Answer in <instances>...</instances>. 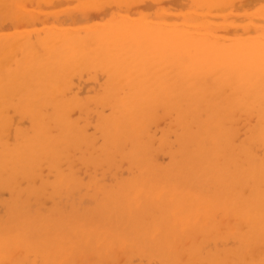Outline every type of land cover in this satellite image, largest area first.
<instances>
[{
    "label": "bare ground",
    "instance_id": "6f19581e",
    "mask_svg": "<svg viewBox=\"0 0 264 264\" xmlns=\"http://www.w3.org/2000/svg\"><path fill=\"white\" fill-rule=\"evenodd\" d=\"M2 1L5 0L0 1V14L6 13L4 8L8 7L4 4L7 1ZM77 1L83 5L82 0ZM77 1L73 3L76 7ZM94 1L99 4L96 8L111 10L110 0ZM134 1L111 0L120 9ZM183 1L173 0V6L168 0L166 3L171 5L167 10L175 9V4L183 6ZM189 1L194 10L188 8L193 12L188 16L191 24L182 22L186 27L170 21L166 25L154 24L155 20L149 19L152 16L145 18L142 13L139 21L138 14L132 16L134 22L121 11H117L122 14L118 20L114 13L110 22L105 16L106 24L99 19L103 25L97 21L98 26L91 22L90 27L86 23L90 14L83 10L88 18L84 23L90 27L84 30V24L79 26L84 36L74 31L81 23L67 29L70 18L64 21L66 24L63 22L66 28L59 27L67 29L66 33L54 28L59 33L54 30L55 34L47 36L53 27L46 22L48 30H41L47 32L45 37L40 33L33 39L31 33L36 32L26 34L25 27L22 34V26L17 28L20 33L16 29L15 34L8 32L12 41L14 37L19 39L14 43L7 34L6 38L0 36V192L7 190L11 196L1 204L6 211L4 217L0 213V264H264V157L258 155V148L264 150V33L255 30L261 26L260 21L255 25L250 20L251 26L258 27L251 30L250 25L237 24L247 31L249 28V32L255 30L260 37L256 38V33L247 40L240 34L245 40H228L217 32L221 28L227 35L231 29L228 25L236 24L228 20L225 26L221 21L217 26L203 13L210 16L212 10L220 13L228 9L230 14L234 12V0ZM84 5L81 7L88 6ZM77 8L74 7H80ZM66 9L55 15L60 17ZM99 9H95L97 13ZM11 10L13 13V7ZM173 11L168 12L171 19L177 16ZM168 13L164 11L162 19ZM201 14L206 18L202 16L203 21H210L202 23L198 19ZM15 15L17 20L20 15ZM55 15L52 18L56 19ZM27 20L21 23L27 25ZM21 35L27 36L26 40ZM19 52L23 54L17 60ZM16 60L19 68L12 71L10 64ZM94 67L109 78L107 84L100 83L106 84L104 98H90L99 110L102 108L99 112L95 108V129L101 144L97 143L99 137L88 135V125L94 123L89 122L90 105L79 94L68 96L74 89L69 86L71 74ZM9 107L29 120L30 130L13 127L14 114L9 116ZM75 111L83 115V125L73 119ZM162 115L172 118L170 127L158 138L161 144L155 146V152L164 150L161 153L170 156L165 166L154 158L149 142L153 136L150 127ZM252 118L254 125L250 123ZM243 123L245 139L239 137ZM143 138L148 141L142 143ZM118 156L119 161H127L131 167L128 179L116 177L106 184L95 175L88 181L81 178L80 165L87 169L114 166ZM45 167L53 173V182L43 173ZM46 195L52 206L45 210L41 198Z\"/></svg>",
    "mask_w": 264,
    "mask_h": 264
},
{
    "label": "rangeland",
    "instance_id": "374dc122",
    "mask_svg": "<svg viewBox=\"0 0 264 264\" xmlns=\"http://www.w3.org/2000/svg\"><path fill=\"white\" fill-rule=\"evenodd\" d=\"M1 1V0H0ZM7 1V2H6ZM9 1H11V2H8V0H5L4 2H6V3H4L3 1V3L4 4H6V7L8 6L9 7V5H12V6H10V8H4V9H6L5 10V12L6 13H1L0 14V36L2 37V35L5 37V35H6V37L10 34V35H12V33H14V32H17L16 30H18L19 31V29H17L18 27H20V26H22L21 28H20V31H22V30H24L25 28V30L27 31V33L26 34H28V32L30 33V31H33V32H36V34L34 33H31L30 35L33 37V39H35L37 36H38V34H39V36H40V33H41V37H45V35H44V32L45 33H47L46 31H41V30H43L44 28L46 29L47 27H48V25L50 26V27H53V28H50L49 30H53V31H51L52 32V34H50V31H49V34L47 33V36H51V35H53V34H55V32L58 30V29H60L61 31H60V33H66V31H68L69 30V27L71 26H73V27H76L79 23H81L80 25H78V27H76V29L74 30V29H70V30H74V31H76V33L75 32H73V33H75L77 36H79L80 35V31H81V35L82 36H84V35H86V33L84 34V30L85 29H87L88 30V28H90V27H92L91 25H89L91 22L93 23L92 25L93 26H96L97 25V21L99 22L98 23V25H103V21H104V23L106 24V22H105V16H108V17H106V19L107 18H110V19H107V22H110L111 21V19L113 18V15H114V13H116L115 14V16L114 17H118V15L119 16H121L122 14H129L128 16L130 17V18H132V16L135 18L137 15L136 14H138V16L136 17V18H140L142 15H144L145 16V14H146V16H145V18H148V16L150 15V16H152V17H150L149 19L152 21V22H154L153 20H155V22L156 23H154V24H159V25H166V22L167 23H169L168 21H170L171 22V24L173 23V22H179V21H181V20H184V19H186V16H187V19H188V16H190V14L193 12H190L192 9L194 10V7L192 6V4H191V1H189V0H187V2H186V0H184L183 2H184V5L183 6H178L177 7V5L175 4V9H174V2H172L173 0H169V2H172L171 4L173 5L172 7H173V10H175V11H173L172 9H169V11L167 10V8L169 7V5H171L170 3L168 4V3H166L168 0H162V2L164 1V3H166V6H165V4L164 3H160V5L158 4H154V6H153V4H150V3H153V2H151V1H154V0H135L134 2L136 3H133L132 5H130V6H126V5H121V9L120 8H118V6H120V5H118V6H116L115 7V4L113 3V2H117L116 0L114 1V0H112L113 2H111V0H110V3L108 4V6L111 8V10L109 11L108 9H107V7H105L104 8V10H100L99 9V7H98V3L96 2L95 3V1H101V0H95L94 1V3L95 4H93V0H86V1H84V0H82V4L84 5V6H86V5H88L87 4V2L89 3V7L88 6H86V7H81V6H83V5H81L80 3V1L78 2L77 0H74L73 2H70V1H72V0H70V1H68V0H65L67 3H68V5H67V3L66 2H64L63 4H61L60 2H62L61 0H57V1H59V3L61 4H59L56 0H20V1H22V2H20L19 0H9ZM18 1H19V3L20 4H16V3H18ZM24 1H26V2H24ZM29 1V2H28ZM32 1H34V2H32ZM46 1H48V2H46ZM54 1H56L55 3H58V5H60V6H58L57 4H55L54 3ZM75 1H77V3H76V5H77V7L79 8H81V10H79L75 5H73V3H75ZM103 1V0H102ZM139 1H140V3H139ZM146 1H147V3H149L151 6H147V3H146ZM238 1V2H237ZM241 1V2H240ZM246 1V2H245ZM249 1V0H248ZM247 0H234V4H233V10H234V12H232L231 11V8H230V11H231V13L233 14L234 13V16H237V20L235 19V17L234 16H232V14L230 15L229 13H228V9H222L223 10V12L221 11L220 13L219 12H217L216 10L217 9H215V10H212V11H210V12H214V13H212L210 16H209V13H207L208 15H206L205 13H203L206 17H209V19L210 20H212L211 22H212V24H214V23H216V25L218 26V25H221V24H219V23H217V22H220L221 21V23L222 24H224V26H225V24L228 22V20L230 21V24H232V23H234V24H236L235 26L233 25H228V26H230L231 27V29H229V31L230 32H228L227 33V35H226V32L224 33L223 31H226V30H224V29H222L221 30V28L218 30V32H217V34H219V36H226V37H228L227 39L229 40V39H237V40H245V35L248 37H246L247 38V40H251L252 38H254L252 35L254 34H256L257 32L258 33H261V35H262V33H264V27H263V25H264V1H261V0H259V1H257V0H255V1H253V0H250V3H248V5H246V3L248 2ZM253 1V2H252ZM1 2V3H2ZM15 3V6H13V4ZM41 2H43V3H41ZM50 2V3H49ZM52 2L55 4V6L52 4ZM120 2H123V0H120ZM139 3V5H137L138 3ZM183 2H182V4H183ZM236 2H237V4H238V7H237V4H236ZM240 2V3H239ZM244 2V3H243ZM2 3V4H3ZM9 5H8V4ZM13 3V4H12ZM23 3V4H22ZM27 3V4H26ZM45 3V4H44ZM93 4V7L92 8H94V10L95 9H99V11H101V13L98 11V13H97V11L95 10H93L92 11V8L90 7V5H92ZM99 3H101V2H99ZM113 3V4H112ZM155 3V2H154ZM256 3V4H255ZM52 4V5H51ZM96 4H98L97 5V7L98 8H96ZM144 4V5H143ZM253 5V4H255V5H253V6H255L254 8L251 6V5ZM258 4V5H257ZM1 5V4H0ZM18 5V6H17ZM19 5L20 6H22L23 7V5H24V7H23V9H22V7H20L19 8ZM65 5H67V6H65ZM79 5H81V6H79ZM116 5H117V3H116ZM133 5H135V6H133ZM141 5H143V6H141ZM157 5V6H156ZM165 7H164V6ZM240 5V6H239ZM260 5V6H259ZM5 5H3V7H4ZM19 8V10H18V8ZM26 6V7H25ZM32 6H33V8H32ZM44 6V7H43ZM54 6V8H52ZM68 9V7L69 6H74L75 8H77L78 10H76V9H74V7L73 8H71V7H69V8H71V9H68V10H71V11H68L67 9V11L66 12H64V13H62V14H60L61 12H63L64 11V8L65 7ZM102 6H104V5H102ZM102 6H100V8L102 7ZM123 6V7H122ZM132 6V7H131ZM140 6H141V8L143 9H141L140 8ZM156 6V7H155ZM161 6V7H160ZM168 6V7H167ZM235 6V7H234ZM242 6H244V7H242ZM2 7V5L0 6V8ZM13 7V13H12V10H11V8ZM50 7V8H49ZM88 7V8H87ZM112 7H114L115 9H113ZM131 7V8H130ZM141 9V11H140V9ZM148 9H147V8ZM152 7V8H151ZM156 8V9H153V8ZM163 7V8H162ZM247 7V8H246ZM249 7V8H248ZM258 7H259V9H258ZM261 7H262V9L263 10H261ZM27 10H26V9ZM33 10H32V9ZM45 8V9H44ZM49 8V9H48ZM61 8H63V9H61ZM84 8H86V9H84ZM117 8L119 9V10H117ZM125 8V9H124ZM129 8H130V10H129ZM136 9V11H135V9ZM149 8H151V10L149 9ZM165 8V13L167 12H172L173 11V13L175 14H177V16L176 15H174V14H172V15H174L173 16V19H171L172 18V16H170L171 15V13H168V15L169 16H167V14L165 15V17H164V19H162V17H163V13H164V11H163V13L161 14L162 15V17L160 18V14L159 13H161L162 11H161V9L163 10ZM171 8V7H170ZM178 8V9H177ZM191 9V10H189V9ZM240 8V9H239ZM250 8H252V9H250ZM256 8H257V10H256ZM10 9V10H9ZM24 9H25V11H24ZM59 9V10H58ZM107 11H106V10ZM139 9V12L137 11ZM189 10V12H187L186 10ZM238 9V10H237ZM242 9V10H241ZM244 9H246V10H244ZM249 9V10H248ZM8 10L9 11H11V13H8ZM35 10V11H34ZM37 10H38V12H37ZM62 10V11H61ZM86 11V13H89L90 14V16H89V19L86 17V13L84 12V11ZM88 10V11H87ZM127 10V11H126ZM150 10V11H149ZM154 10V11H153ZM155 10H157V11H155ZM185 10V12H183ZM227 10V11H226ZM261 10V13H259V11ZM14 11L17 13V15H20L21 13H23L24 12V15H25V17L26 18H23V14L22 15H20V16H18V18H17V20H16V18H13V14H16V13H14ZM20 11V12H19ZM42 11V12H41ZM45 11V12H44ZM57 11L58 12H60L59 14H60V17H59V15L57 16V15H55L56 13H57ZM90 11V12H89ZM108 11H109V13H108ZM117 11H121V13H119V14H117ZM144 11V12H143ZM151 11L152 12H154V13H152L153 15H151ZM182 12L183 14H182V16L179 14V12ZM216 11V12H215ZM219 11V10H218ZM225 11H226V14H225ZM229 11V12H230ZM245 11V13H243ZM29 14H28V13ZM37 12V13H36ZM85 14H84V13ZM93 12V13H92ZM96 12V13H95ZM107 12V13H106ZM130 12V13H129ZM136 12V13H135ZM157 12V13H156ZM180 12V13H181ZM187 12V13H186ZM248 12V13H247ZM258 12V13H257ZM32 13H35L34 15H36V16H34L33 15V18H35V20L33 21L32 19L33 18H30L32 15ZM54 13V14H53ZM142 13V14H141ZM144 13V14H143ZM150 13V14H149ZM186 13V14H185ZM238 13H241L240 14V16H239V14ZM252 13V14H251ZM26 14H28L27 16L30 18V20L31 21H28L29 20V18H28V20H27V16H26ZM38 14V15H37ZM55 15L54 17L57 19L58 17L60 18H58L59 20H61V21H59L58 19H57V21H55L56 19H54V18H52V16L53 15ZM58 14V13H57ZM65 14H66V19L64 18V17H61L62 15L63 16H65ZM81 14H83V15H85V16H83V15H81ZM100 14H103V15H100ZM107 14H109V15H107ZM141 14V16H139ZM156 14L157 15H159V17L157 16V17H153V16H156ZM203 14H201V15H199V16H201L200 18H199V16H198V19L200 20L201 18H202V16L204 17V15ZM237 14V15H236ZM245 14V15H244ZM259 14H260V16H259ZM263 14V15H262ZM11 15V16H10ZM17 15H15L16 17H17ZM40 15V16H39ZM73 15V16H72ZM125 15V16H126ZM131 15V16H130ZM135 15V16H134ZM2 16V17H1ZM14 16V17H15ZM22 16V18L23 19H26L27 21H26V23H27V25L25 24V26H24V24L23 23H21V22H24V21H22V20H20L19 19V17H21ZM42 16H46V17H42ZM80 16V17H79ZM92 16H94V17H92ZM185 16V17H184ZM225 16H228L229 17V19L227 18V20L226 19H222V17H225ZM246 16V17H245ZM256 16V17H255ZM262 16H263V18H262ZM84 17V18H83ZM97 17V18H96ZM104 17V18H103ZM123 17H124V15H123ZM168 17L170 18V20H168ZM183 17V18H182ZM230 17H232V18H230ZM233 17H234V20H233ZM239 17H241V20H240V18ZM251 17H255V19L254 18H251ZM70 18V19H69ZM77 18H83V19H81V20H79V19H77ZM85 18H87L88 20H86V23L90 26V27H88V25H86V23H84L85 21H84V19ZM95 18V19H94ZM102 18V19H101ZM134 18H132V20H134V22H136V20L134 19ZM139 18L137 19V21H139ZM144 18V17H143ZM152 18H153V20H152ZM155 18V19H154ZM181 18V19H180ZM205 18V17H204ZM204 18H202V19H204ZM213 18V19H212ZM219 18V19H218ZM239 18V19H238ZM243 18V19H242ZM4 19V20H3ZM12 19H14V20H12ZM19 19V20H18ZM63 19V20H62ZM69 19V21L70 22H66V20H68ZM99 19L102 21H99ZM104 19V20H103ZM119 19V17L116 19V20H118ZM141 20H142V17L140 18ZM175 19V20H174ZM187 19L185 20V21H181V23H176V26H180L181 27V24H182V26H184V24L185 23H190L191 24V22H190V20H191V18H189L188 20L189 21H187ZM197 19V22L199 21ZM201 19V20H202ZM217 21H216V20ZM53 20H54V22H53ZM77 20H79L78 21V23H76L77 22ZM140 20V21H141ZM156 20H161V21H164V23H162L161 21H159V22H157ZM173 20V21H172ZM176 20H178V21H176ZM200 20V21H201ZM205 20H206V18H205ZM203 21L202 20V23L204 22V23H207V21ZM209 20V21H210ZM224 20V22H222ZM225 20H226V22H225ZM246 20V21H245ZM250 20H251V23H253L254 24V22H255V25H257L258 23H259V25L258 26H260L259 27V29L258 28H255V27H258V26H255L254 27V25L253 26H251L248 22H250ZM253 20V21H252ZM16 21V23H14ZM18 21H20V22H18ZM66 22L67 23V26L66 25H63V22ZM73 21V23H71ZM150 21V22H151ZM192 21V20H191ZM208 21V22H209ZM216 21V22H215ZM234 21H238V22H234ZM256 21H260V22H256ZM6 22H8L9 23V25H8V23H6ZM28 22H29V25H31V26H33L32 28L33 29H30L31 28V26H29L28 25ZM38 22V23H37ZM41 22V23H40ZM48 23V25L47 26H44V24L46 25L47 23ZM51 22V24H52V22L53 23H55V25H56V23H58L56 26L54 25V24H49ZM59 22H60V25H59ZM64 22V24H66ZM76 24H75V23ZM182 22H184V24L182 23ZM243 22V23H242ZM248 24H247V23ZM15 25H14V24ZM40 23V24H39ZM69 23H71V25H69ZM162 23V24H161ZM199 23V22H198ZM229 23V22H228ZM227 23V24H228ZM241 24L242 26H251L250 28H251V30L252 29H254L255 28V30L257 31L256 33H255V30H253V31H250L249 32V28H248V31H247V29L245 30V29H243V27H241V26H239L238 24ZM246 23V24H245ZM16 24H20V25H16ZM23 24V25H22ZM34 24H37V26L35 25L34 26ZM82 24H84L83 25V27H81L82 26ZM175 24V23H174ZM4 25V26H3ZM44 26V27H42V26ZM61 25H63V27L65 26V28L67 27V29H66V31H65V28H63V29H61V28H59V27H61ZM75 25V26H74ZM97 25V26H98ZM186 26H188L189 24H185ZM8 26V27H7ZM12 26V27H11ZM58 26V27H57ZM81 28H83L84 29V27L86 26V28L83 30V29H81ZM186 26H184V27H186ZM3 27H5V28H3ZM7 27V28H6ZM23 27H25V28H23ZM41 27V29L39 30V28ZM70 27V28H71ZM72 27V28H73ZM226 27H227V25H226ZM241 27V28H240ZM254 27V28H253ZM34 28H36V29H34ZM38 28V29H37ZM54 28H58V29H54ZM234 28H236V29H234ZM237 28H239V29H241V31L239 30L238 31V29ZM6 29V30H5ZM16 29V30H15ZM218 28H216V30H217ZM258 29V30H257ZM15 30V31H14ZM35 30V31H34ZM37 30V31H36ZM46 30H48V29H46ZM54 30H55V32H54ZM79 30V32L77 33V31ZM231 30H237V31H231ZM243 30V31H242ZM13 31V32H12ZM20 31L18 32V33H20ZM26 31H22L21 33L23 34V32L25 33ZM246 31V32H245ZM8 32H9V34H8ZM88 32V31H87ZM236 32V33H235ZM243 32H245V33H243ZM5 33V34H4ZM43 33V34H42ZM59 33V30H58V32L56 33V34H58ZM249 33H251V34H249ZM257 33V34H258ZM15 34V33H14ZM17 34V33H16ZM25 34V35H26ZM79 34V35H78ZM223 34V35H222ZM240 34H242V36H244V37H242ZM25 35H21V37L23 36H25ZM34 35H36V37H34ZM241 36L242 38H244V39H241V38H239L238 36ZM248 35H250L251 36V38H249V36ZM259 35V36H258ZM258 35H256L255 37L256 38H258V37H260L261 35L260 34H258ZM16 36V35H15ZM29 36V35H28ZM30 36V37H31ZM39 36H38V38H39ZM236 36L238 37V38H236ZM5 37V38H6ZM11 36H8V39L10 38ZM17 37H19V34H17ZM20 37V38H21ZM22 37V38H23ZM25 37H27V36H25ZM23 38V39H25L26 40V38ZM225 37V38H226ZM229 37H231V38H229ZM13 38V37H12ZM29 38V37H28ZM224 38V37H223ZM14 39H16V41L17 40H19V39H17V38H13V41H12V39H9L11 42H15V40ZM227 39H225L226 41H227ZM232 39V40H233ZM21 40V39H20ZM29 40H30V38H29ZM31 42H32V40H30ZM223 41V40H222ZM1 42V41H0ZM35 42V41H34ZM223 42H225V41H223ZM227 43V42H226ZM1 44V43H0ZM26 48V47H25ZM24 48V49H25ZM22 52L20 53H18V56H16V58L18 57V58H20V56L19 55H21L22 56ZM25 55V54H24ZM23 55V56H24ZM18 58H17V60H18ZM22 58V57H21ZM17 60L16 61H12L11 62V70L12 71H15V70H17V68H19V67H17ZM16 62V63H15ZM15 63V64H14ZM15 66H14V65ZM95 68V67H94ZM100 72V73H103L104 71L103 70H101V69H99V68H95V69H93V70H91V71H81V72H79V73H75V74H71V76H70V78H69V86L71 87V89H73V87H74V89H73V93H68V96H72V95H74L75 93L79 96V98L80 99H82V100H84V101H86L87 102V105H90L89 107H90V110H91V117L89 116V122H91V120L94 122L93 124H92V122L88 125V135L90 134L91 136H94V137H96V138H98L99 136H100V134H99V132L98 131H96V129H95V124H96V121H97V114H96V110H95V108H97V106H98V104L95 102V101H92L90 98H95V97H98L99 98V101H101L102 100V98H104L103 96H102V94H103V90H104V88H105V86H106V82H107V80L109 79L108 78V75L106 74V72H104L105 74L103 75V74H100L98 71ZM85 72V73H84ZM87 72V73H86ZM91 72V73H90ZM96 72H98V75H100V77L99 76H97V74H96ZM82 73H84V74H82ZM90 75H89V74ZM76 74H78V75H76ZM84 75L83 77H86V78H88V79H86L85 78V80L82 78V75ZM96 74V75H95ZM103 75V77L105 78H103V77H101ZM90 76H92V77H90ZM96 76V77H95ZM75 77V78H74ZM78 77V78H77ZM94 77V78H93ZM97 77H98V79L100 80L99 82H98V79H97ZM83 80H82V79ZM91 78V79H90ZM101 78V79H100ZM71 79V80H70ZM74 79V80H73ZM81 79V80H80ZM93 79V80H92ZM95 79V80H94ZM76 80V81H75ZM74 82V83H73ZM88 82V83H87ZM101 82H105V83H102V86H101ZM96 85V86H95ZM104 85V86H103ZM98 87V88H97ZM34 88V87H33ZM91 91V92H90ZM80 92H82V93H80ZM66 94V93H65ZM63 95V94H62ZM98 95V96H97ZM9 102H12L11 100L9 101ZM14 103H16V101H14ZM13 103V104H14ZM90 103V104H89ZM9 104H11V103H9ZM100 105H104V104H101L100 103ZM98 109V108H97ZM101 110H102V108H100ZM94 110V111H93ZM101 110H99L98 109V112L99 111H101ZM8 111H10L9 112V116L11 117V116H13V114L15 113V111H14V109L12 108V107H9V110ZM14 111V112H13ZM94 113H93V112ZM75 112H76V114H75ZM74 113H73V115H72V117H73V119L75 120H80L79 121V124L80 125H83V121H82V119H81V117H83V115H79L78 114V112L79 111H75ZM97 112V113H98ZM161 112V111H160ZM93 113V114H92ZM104 113H106V114H108L109 113V109H104ZM11 114V115H10ZM19 116H18V115ZM17 114H14V117L13 118H11L12 120H14L13 121V127H15L16 128V126H21V127H23V129L24 128H26L27 130H30V128H31V124H30V122H29V120L26 118V120H25V118L24 117H20L21 115L19 114V113H17ZM165 117V118H164ZM170 117V116H169ZM15 118V119H14ZM19 118V119H18ZM21 118H23L25 121H22V119ZM19 120V121H18ZM164 120V121H163ZM169 120H172V118L170 117V118H168V116H164V115H162L161 117H160V120L156 123V124H154L153 126L151 125V127H150V135H152L153 134V136L151 137V139H149V142H150V145H151V149L153 150L154 149V153H153V151H152V153H153V155H154V158L156 159V160H158L157 162L159 163V164H161L162 166H165V165H168L169 163H170V156L168 155V153H167V155H165V154H162L161 152H163L164 150H156V152H155V146H159V144H161V142L159 141V140H161V138L160 139H158L159 137H162L163 135V132H164V130H167V128H169L170 127V125H171V121H169ZM161 121H162V123H161ZM244 121V120H243ZM21 122H23V123H21ZM166 122H168V123H166ZM19 123V124H18ZM164 123H165V126H163L164 125ZM250 123H252V125H254L255 124V119L254 118H252L251 119V121H250ZM17 124V125H16ZM21 124V125H20ZM29 126H28V125ZM157 124H159V125H157ZM91 125V127H89ZM167 125V126H166ZM247 125V124H246ZM245 127V123H243L242 125H241V127H240V134H239V137L240 136H242V137H240L241 139H245L246 138V134L245 133H243L244 131H246V127ZM18 128H20V127H18ZM243 128V129H242ZM242 130H244L243 132H241ZM14 128L12 129V132H11V142H14ZM97 133V134H96ZM241 133L243 134V135H241ZM172 135V136H171ZM171 135H170V138L172 139V141L174 140V135L171 133ZM98 142V144H101L102 143V139H101V137H99V139L97 140ZM148 140L147 139H145V138H143L142 139V143L143 142H147ZM155 142H157V143H155ZM158 142H160L159 144H158ZM255 144H257V143H253V145H255ZM258 145V144H257ZM256 145V146H257ZM160 149L159 147H156V149ZM159 152L161 153L160 155H159ZM166 151H164L163 153H165ZM259 152V153H258ZM258 155L259 156H261V157H264V150L262 149V148H258ZM260 153H261V155H260ZM158 158V159H157ZM117 160H116V162H118L119 160L118 159H120V157L118 156L117 158H116ZM219 160V159H218ZM168 161H169V163H168ZM123 162V163H122ZM121 162V160L118 162V163H116L114 166H104V168L103 167H98V168H88V169H90V170H88L84 165H83V168H82V166L80 165L78 168H79V171H80V176H81V178H84L85 179V181H88L89 180V178L92 176V175H95L98 179H104V180H106V181H103L104 183H106V184H111L112 182H114L115 181V179H116V177H119V178H125V179H128L129 178V172L131 171L130 170V165L128 164V162L127 161H122ZM164 162V163H163ZM122 163V164H121ZM168 163V164H167ZM117 164H120L119 165V167L118 168H116V166H117ZM122 166V167H121ZM107 167H108V171H106L107 170ZM115 167V168H114ZM124 167V168H123ZM63 168L65 169L66 168V166L64 165L63 166ZM82 168V169H81ZM120 168H121V170H120ZM87 169V170H86ZM106 169V170H105ZM112 170V171H111ZM42 171H43V173H45L46 174V176L48 175L49 176V178L51 179V181L52 180H54V175H52L53 173H50L49 171H48V169L45 167L44 169H42ZM86 171V172H85ZM96 171V172H95ZM111 171V172H110ZM82 172V173H81ZM91 172V173H90ZM106 172H108V173H106ZM48 173V174H47ZM90 173V174H89ZM99 173V174H98ZM44 174V175H45ZM118 176H117V175ZM100 181H102V180H100ZM53 182V181H52ZM24 189H25V187H26V184L24 183L23 184V186H22ZM5 192V193H4ZM3 197V198H2ZM10 193H9V191H7V190H3V191H1L0 192V206H1V204H3L4 202H6V200H7V202H8V200L10 199ZM45 198H46V200H45ZM42 197L41 198V200H44L43 202H45V205H44V209L46 210L47 209V207L46 206H48V209L52 206L51 204V202H52V200H49V198H47V195H46V197ZM2 199V200H1ZM48 200V201H47ZM47 201V202H46ZM48 203V204H47ZM35 202H32V207L33 208H35ZM0 213H2V214H4V215H1V217H4L5 216V212L4 211H6V210H3V209H5L4 207H3V205L0 207ZM136 263H138V261H135Z\"/></svg>",
    "mask_w": 264,
    "mask_h": 264
}]
</instances>
